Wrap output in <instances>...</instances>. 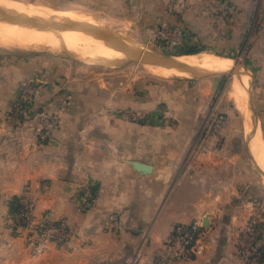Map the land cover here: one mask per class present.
I'll return each mask as SVG.
<instances>
[{
	"label": "crops",
	"instance_id": "obj_1",
	"mask_svg": "<svg viewBox=\"0 0 264 264\" xmlns=\"http://www.w3.org/2000/svg\"><path fill=\"white\" fill-rule=\"evenodd\" d=\"M38 1L59 10L101 12L117 28L129 24L123 27L133 33L147 34L149 26L166 20L182 25L189 43L217 34L222 49L233 47L228 30L221 36L220 25L215 30L209 23L210 0ZM239 2H252L253 10L250 23L236 28L235 49L255 68L264 93L262 0ZM74 67L44 50L0 49V264H151L173 225L195 219L205 227V251L187 264H243L240 238L246 220L264 202V182L228 126L218 135L208 127L222 106L218 80L149 77L120 87L111 76L91 84ZM31 77L41 82L38 107L53 110L63 92L74 102L58 114L44 142L37 140L35 120L6 115L19 86ZM128 109L146 117L128 118L122 114ZM132 161L151 169L144 172ZM88 179L96 194L85 209L78 196ZM25 185L35 196L37 220L63 217L71 227L68 242L50 244L40 255L12 234L13 199Z\"/></svg>",
	"mask_w": 264,
	"mask_h": 264
},
{
	"label": "built area",
	"instance_id": "obj_2",
	"mask_svg": "<svg viewBox=\"0 0 264 264\" xmlns=\"http://www.w3.org/2000/svg\"><path fill=\"white\" fill-rule=\"evenodd\" d=\"M185 41V30L182 26L160 20L147 28V42L144 44L170 51L182 46ZM40 87L41 82L37 78L31 77L22 82L6 115L16 121L35 120L37 140L44 142L50 138L53 128L58 123V114L69 110L74 102L70 93L63 92L58 95L53 110L40 108L35 104ZM122 114L131 119L146 117L144 113L130 109L123 110ZM209 122L212 134L218 135L226 127L227 116L223 112L212 113ZM95 194V183L90 179L85 180L79 189V206L89 208ZM35 201L29 186L25 185L13 199L10 221L12 234L23 238L26 248L32 255H40L50 244L63 245L68 242L72 232L66 218L37 220L34 212ZM256 210L257 214H252L246 220L240 238L243 264H259L260 252L254 247L257 236L255 225L264 220V202L259 203ZM110 222L117 223L116 217L113 216ZM205 243V227L200 220L195 219L188 223L177 222L163 239L161 252L151 264H187L204 253Z\"/></svg>",
	"mask_w": 264,
	"mask_h": 264
},
{
	"label": "rangeland",
	"instance_id": "obj_3",
	"mask_svg": "<svg viewBox=\"0 0 264 264\" xmlns=\"http://www.w3.org/2000/svg\"><path fill=\"white\" fill-rule=\"evenodd\" d=\"M14 1V0H12ZM16 2H20V4L24 5L26 8H32V7H39L44 8L48 14H57L60 12L56 6H51L47 2H40L38 0H15ZM222 1V2H221ZM228 4V7H227ZM2 6V5H0ZM4 7V6H2ZM209 23L210 25L215 28H219L220 34L223 36L224 31L226 32L228 30L229 35L228 39L230 43L233 45L232 48L229 49H222L220 47V40L222 41V37L218 38V36H215L217 34H210V41L201 42V40H193L190 41L191 48L193 50L199 51H212L217 54H222L226 57L233 58L234 62H237V69L240 70V72H245L248 74V81L246 86V98L244 101L243 109H239L236 107V105L233 102V99L229 96V90H230V83L232 80L233 74L236 73H218V74H210L205 75V78H215L218 80V83L220 84V88L218 89L219 95L222 99V106H219V109L223 111L227 115V124L228 130L234 132V137L240 140V144L243 146H246V142L248 139V133L250 132V122L251 125L254 123V120H257V126L261 129L263 138H264V98H261L264 93L257 87L256 85V78H255V68L251 65H245L243 62V59L245 56L243 55V52L235 48L237 47L235 44V37H236V28L238 26H241L242 23L247 22L250 23L251 14L253 10V3L251 2L250 6H247L245 2L240 3L239 0H210L209 1ZM5 8V7H4ZM227 10V12H226ZM261 12L264 11V0H262V7ZM74 13L83 14L87 17L80 16L78 20L83 19L85 21L97 20L96 23L102 27L109 28L113 31H125L127 30L130 32L129 34L121 33L122 36L125 39H127V42L137 46V47H145L144 43L147 42V34L145 32H137L133 33L130 28L124 26H129V24H122L117 28V24L114 23L113 20H110L109 18H105V15H103L101 12L88 10V9H81V8H74L72 9ZM258 11V10H257ZM23 14H25L23 12ZM77 15V14H76ZM79 16V15H77ZM69 18V17H68ZM102 19V20H101ZM100 22H99V21ZM99 22V23H98ZM227 22L225 25L224 23ZM94 23V22H93ZM103 23V24H102ZM111 27V28H110ZM130 27V26H129ZM218 34V35H219ZM88 35V34H87ZM89 36V35H88ZM133 37V38H132ZM216 38V39H215ZM220 39V40H219ZM189 41V40H188ZM218 44H216V43ZM218 45V46H217ZM230 46V45H229ZM203 48V49H202ZM0 49L3 50H22V51H32V50H38V51H45V52H51L53 54L59 55L61 57L66 58V61H68L69 65H75L73 70H77L76 72L78 75H80L83 78H91L89 82L91 84H96L99 82V78L103 80L105 77H116L118 79H115V83H112L116 86H125L126 83L130 82L131 79H134L133 85L136 86L138 82L144 78H158L163 80H171L173 78H191V77H202V76H192L187 73V75H176V76H161L158 74H154L152 71H150L149 66L150 64H145L141 62H137L134 60H126L125 62H107L105 60H96L92 61L90 58H86L84 56H81L77 54L76 52L72 50H68L65 47H59L56 49H49L46 47H29V48H21L17 46L12 47H6L1 46ZM147 49V48H145ZM149 49V48H148ZM156 49V48H155ZM213 49V50H212ZM163 51V50H161ZM175 54L177 53V49L172 50ZM232 62V61H231ZM257 90V91H256ZM247 115V116H246ZM246 116V117H245ZM248 117V118H247ZM248 121V122H247ZM244 148V153L247 156V151ZM247 153V154H246ZM253 165V164H252ZM254 168V166H252ZM255 173L260 176L261 180L264 182V176L260 174V172L254 168Z\"/></svg>",
	"mask_w": 264,
	"mask_h": 264
},
{
	"label": "bare ground",
	"instance_id": "obj_4",
	"mask_svg": "<svg viewBox=\"0 0 264 264\" xmlns=\"http://www.w3.org/2000/svg\"><path fill=\"white\" fill-rule=\"evenodd\" d=\"M0 5L4 6V9L11 12H24L28 16H37L43 19H52L56 21H60L65 17L78 19L80 16H85L83 14L74 13L72 10H60L57 14L51 15L48 14V12H46V10L42 7L26 8L24 5L20 4V2H16L15 0H0ZM87 21L96 23L97 20ZM0 45L6 47L17 46L21 48L41 46L49 49L65 47L81 56L90 58L92 61L105 60L107 62H112L116 59L121 60L126 58L124 52L118 46L114 45V43L106 42L97 38L93 34L86 33L80 29H41L5 20H0ZM176 58L192 67L212 72H226L234 65V63L230 64L232 61L230 57L205 50L194 53L178 54ZM149 69L154 74H158L163 77L187 75V72L181 71L170 64H150ZM248 78V74L246 73L240 76L238 74H233L232 76L229 96L233 99L234 104L239 109H243L244 106V101L247 95L246 86L248 84ZM249 122L250 127H252L254 124L251 125V121ZM253 130L250 133L249 139L250 153L259 169L264 172V138L261 129L258 126L254 132Z\"/></svg>",
	"mask_w": 264,
	"mask_h": 264
},
{
	"label": "water",
	"instance_id": "obj_5",
	"mask_svg": "<svg viewBox=\"0 0 264 264\" xmlns=\"http://www.w3.org/2000/svg\"><path fill=\"white\" fill-rule=\"evenodd\" d=\"M0 20H5L12 23L24 24L36 28L41 29H80L85 31L86 33L93 34L99 39H102L106 42L114 43V45L118 46L126 55L125 59H116L112 62H125L126 60H134L137 62L145 63V64H170L175 66L181 71L187 72L192 76H205L210 74H218V73H225V72H212L204 69H198L195 67L190 66L189 64L182 62L176 58L178 54L170 53L167 51H161L159 49H155L152 47H137L127 42L125 37L122 36L121 33L117 31H113L109 28L102 27L96 23L85 21V20H78V19H71V18H62L60 21L52 20V19H43L37 16H28L23 13L18 12H11L3 7L0 6ZM147 48V49H145ZM149 48V49H148ZM237 62H234L232 68L226 72L229 73H236L239 76L244 74L245 72H240L237 69ZM247 74V73H246ZM254 128L253 126L250 129V132L254 129L256 130L257 127V120H254ZM253 130V132H254ZM249 132V134H250ZM248 134V137H249ZM250 137L247 139L246 142V149L248 156L250 158L252 166L256 168L260 174L264 176V172L259 169L257 164L254 162L251 153L248 149V141ZM131 164L137 168L141 169L144 172H149L151 166L149 164H144L138 161H132Z\"/></svg>",
	"mask_w": 264,
	"mask_h": 264
},
{
	"label": "trees",
	"instance_id": "obj_6",
	"mask_svg": "<svg viewBox=\"0 0 264 264\" xmlns=\"http://www.w3.org/2000/svg\"><path fill=\"white\" fill-rule=\"evenodd\" d=\"M173 24H178V23H173ZM180 26H182V25H180ZM182 28L185 30V38H186V41H185V43L182 46H179V47L175 48V49H177L176 52L179 53V54H182V53H194V52H196L197 50H193L191 48V45H190L189 41H188L189 40V35H188L187 30L183 26H182ZM172 50L167 51V52L174 53ZM217 112H223V111H221L219 109L217 111H214L213 113H217ZM209 126H210V122L208 123V127ZM12 210H13V207H12ZM255 226H256V229H257V236H256V239H255V245H254V247H255V249L257 251L260 252V260H262L264 258V221H260V222L256 223Z\"/></svg>",
	"mask_w": 264,
	"mask_h": 264
}]
</instances>
